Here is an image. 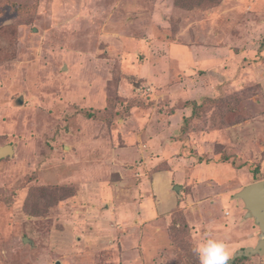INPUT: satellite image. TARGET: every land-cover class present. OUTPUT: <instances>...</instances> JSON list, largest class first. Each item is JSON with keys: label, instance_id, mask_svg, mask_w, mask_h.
Masks as SVG:
<instances>
[{"label": "rangeland", "instance_id": "obj_1", "mask_svg": "<svg viewBox=\"0 0 264 264\" xmlns=\"http://www.w3.org/2000/svg\"><path fill=\"white\" fill-rule=\"evenodd\" d=\"M5 145L0 264L254 247L235 194L264 180V0H0Z\"/></svg>", "mask_w": 264, "mask_h": 264}, {"label": "water", "instance_id": "obj_2", "mask_svg": "<svg viewBox=\"0 0 264 264\" xmlns=\"http://www.w3.org/2000/svg\"><path fill=\"white\" fill-rule=\"evenodd\" d=\"M12 153V147L5 145L0 147V159ZM174 189H177L176 186ZM235 197L240 198L246 209V216L254 219L262 235L264 236V180L251 183L240 189ZM264 253V237L254 247H246L235 254L228 264L237 257H249L254 254Z\"/></svg>", "mask_w": 264, "mask_h": 264}, {"label": "clouds", "instance_id": "obj_3", "mask_svg": "<svg viewBox=\"0 0 264 264\" xmlns=\"http://www.w3.org/2000/svg\"><path fill=\"white\" fill-rule=\"evenodd\" d=\"M200 264H228L229 252L223 240L207 238L195 248Z\"/></svg>", "mask_w": 264, "mask_h": 264}, {"label": "trees", "instance_id": "obj_4", "mask_svg": "<svg viewBox=\"0 0 264 264\" xmlns=\"http://www.w3.org/2000/svg\"><path fill=\"white\" fill-rule=\"evenodd\" d=\"M194 104H191V106L193 107Z\"/></svg>", "mask_w": 264, "mask_h": 264}]
</instances>
